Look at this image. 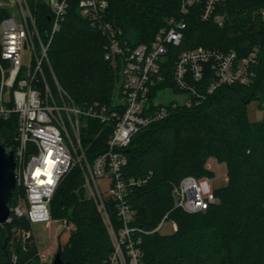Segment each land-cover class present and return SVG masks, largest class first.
Masks as SVG:
<instances>
[{"label":"trees","instance_id":"trees-1","mask_svg":"<svg viewBox=\"0 0 264 264\" xmlns=\"http://www.w3.org/2000/svg\"><path fill=\"white\" fill-rule=\"evenodd\" d=\"M30 2L46 39L51 12L38 0ZM109 2L107 21L133 46L149 43L180 8V0ZM263 7L264 0H226L216 10L226 17L223 26L202 21L199 8H192L182 43L170 48L163 64L166 79L159 88L170 87L178 94L182 90L174 84L173 73L181 52L199 47L235 50L242 58L259 47L261 57L251 84L223 85L206 95L214 78L209 67L203 80L195 83L204 95L200 103L175 109L170 106L167 117L142 128L125 150V175L147 180L133 188L129 198L135 210L132 226L139 229L135 236L142 240L144 264H264V118L251 122L246 112L252 100L264 98V20L256 14ZM8 14L0 9V23ZM107 43V37L81 17L77 0H73L51 41L49 59L60 85L79 105L113 102L118 71L105 59ZM156 97L155 91L151 104ZM111 132V126L97 122L83 129L90 159L107 150ZM16 134V115L0 120V143L5 148L16 145ZM210 159L227 167L228 184L214 190L219 202L196 213L177 207L174 188L187 176L210 177ZM24 198L25 191L18 186L10 208ZM109 208L116 223V211L111 204ZM51 213L53 218L75 222V231L61 243L65 263H104L112 251L111 239L87 195L80 169H73L61 181ZM12 218L11 223L0 227V264L41 263L32 225L13 213ZM167 220L175 222L177 228L164 235L158 227ZM15 227L25 235L17 238Z\"/></svg>","mask_w":264,"mask_h":264},{"label":"built area","instance_id":"built-area-1","mask_svg":"<svg viewBox=\"0 0 264 264\" xmlns=\"http://www.w3.org/2000/svg\"><path fill=\"white\" fill-rule=\"evenodd\" d=\"M51 12L52 24L44 38L30 0H0V9L9 14L0 23V120L17 116L16 145L5 148L16 155L18 186L25 198L11 208L14 216L34 224L53 222L51 204L63 178L78 168L84 186L105 224L112 251L103 264H144L139 230L132 226L135 210L129 202L135 187L146 178L127 177L128 158L125 150L142 128L167 117L170 106L192 107L200 103L199 84L210 67L214 78L206 89L211 95L223 85H249L255 76L261 49L254 47L245 57L235 50H212L204 47L181 52L174 67L173 81L185 98L167 104L158 97L172 88L161 89L165 82L163 64L171 47H178L184 38L192 8H199L202 21L223 26L226 17L217 14L226 0H180L177 15L169 17L149 43L133 46L122 37L120 29L107 21L109 0H77L81 17L107 37L105 59L118 71L113 102L79 105L60 85L49 59L54 35L73 0H38ZM15 9V10H14ZM256 14L264 20V7ZM156 91L154 103H150ZM174 92V91H173ZM92 122L112 127L107 150L90 159L83 142V129ZM151 174V173H150ZM107 178L111 185L106 199L98 179ZM207 178L187 176L173 190L175 205L189 213L206 211L219 202L212 188L205 190ZM111 204L116 223L111 218ZM13 220L12 214L7 224ZM18 238L22 231L13 228ZM29 235V232H27ZM17 258L14 257V262Z\"/></svg>","mask_w":264,"mask_h":264},{"label":"rangeland","instance_id":"rangeland-1","mask_svg":"<svg viewBox=\"0 0 264 264\" xmlns=\"http://www.w3.org/2000/svg\"><path fill=\"white\" fill-rule=\"evenodd\" d=\"M11 0H4L9 2ZM15 10V9H14ZM185 97L173 91H165L160 94L157 102L167 104L172 101H180ZM247 116L251 122H260L264 118V98L252 100L246 108ZM211 171L210 177H205L209 181L203 184L205 190H213L225 187L228 184L227 167L225 164L218 162L216 159H210L207 164ZM98 186L102 195L107 199L111 185L107 178L98 179ZM74 220L71 218H53L50 224H34L32 233L37 242L40 261L43 264H53L54 258L58 252L59 243H64L68 237L75 231ZM176 223L167 220L163 221L158 230L161 234L169 235L175 232ZM60 238V239H59Z\"/></svg>","mask_w":264,"mask_h":264},{"label":"water","instance_id":"water-1","mask_svg":"<svg viewBox=\"0 0 264 264\" xmlns=\"http://www.w3.org/2000/svg\"><path fill=\"white\" fill-rule=\"evenodd\" d=\"M16 167L17 163L14 151L7 152L5 147L0 143V227L8 223L12 214L10 202L13 193L18 187ZM53 264H69L65 263L62 259L61 243H59L58 252Z\"/></svg>","mask_w":264,"mask_h":264}]
</instances>
